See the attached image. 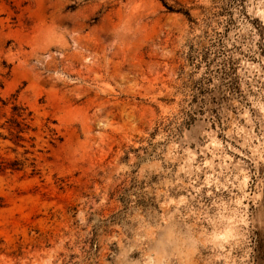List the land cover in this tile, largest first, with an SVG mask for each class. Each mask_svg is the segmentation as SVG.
Returning <instances> with one entry per match:
<instances>
[{
    "label": "rangeland",
    "instance_id": "rangeland-1",
    "mask_svg": "<svg viewBox=\"0 0 264 264\" xmlns=\"http://www.w3.org/2000/svg\"><path fill=\"white\" fill-rule=\"evenodd\" d=\"M165 1L0 0V264H264V0Z\"/></svg>",
    "mask_w": 264,
    "mask_h": 264
},
{
    "label": "trees",
    "instance_id": "trees-1",
    "mask_svg": "<svg viewBox=\"0 0 264 264\" xmlns=\"http://www.w3.org/2000/svg\"><path fill=\"white\" fill-rule=\"evenodd\" d=\"M162 1L170 10L183 12L187 16H190L189 11H186L183 8H176L175 9L174 7L168 5V3L165 0H162ZM71 8H74V6H71ZM26 110H27L26 108L15 105L13 108L11 116L8 117L5 121V123H8V130L13 135L11 137V140L16 145L24 146L22 143V140L24 139L23 134L25 132H27L30 128V124L28 122V119H32L30 117L32 113L27 112ZM16 116L20 117L21 120L16 118ZM0 136H1V133H0ZM26 152H28V151H26ZM22 169H23V165L19 159L7 160V159L0 157V173H5L7 171L15 172V171H20Z\"/></svg>",
    "mask_w": 264,
    "mask_h": 264
}]
</instances>
